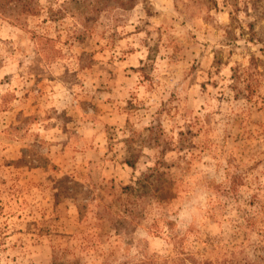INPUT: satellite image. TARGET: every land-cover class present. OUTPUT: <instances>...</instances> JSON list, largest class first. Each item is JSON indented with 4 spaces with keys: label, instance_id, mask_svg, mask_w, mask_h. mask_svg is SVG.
I'll return each mask as SVG.
<instances>
[{
    "label": "rangeland",
    "instance_id": "obj_1",
    "mask_svg": "<svg viewBox=\"0 0 264 264\" xmlns=\"http://www.w3.org/2000/svg\"><path fill=\"white\" fill-rule=\"evenodd\" d=\"M37 1L0 13V264H264V0Z\"/></svg>",
    "mask_w": 264,
    "mask_h": 264
},
{
    "label": "trees",
    "instance_id": "obj_2",
    "mask_svg": "<svg viewBox=\"0 0 264 264\" xmlns=\"http://www.w3.org/2000/svg\"><path fill=\"white\" fill-rule=\"evenodd\" d=\"M136 0H80V5L83 6H88L91 2H93L94 4L92 5L91 11H97L98 8L96 7L95 4L98 3H102V6H109V5H114V6H119L122 8H128L131 7L135 4ZM90 6V5H89ZM40 10V5L38 3L37 0H0V13H3L5 15H7L8 17H11L13 20L15 21H19L21 18H23V16H27V15H32V14H36L38 13ZM92 12L90 13L91 15H86V13L84 12H79L78 16L81 18V21L83 23V27L86 28V26H88V21L92 20L95 15L92 14ZM249 68H245L243 69V74L247 73V75H251V72L248 71ZM241 76V75H239ZM238 75H235V77L239 78ZM243 80L246 79V76L244 77H240ZM249 87V84L247 82L245 88L247 89ZM137 155H135L133 158H128L126 157L124 159V161L131 165L134 166V162L136 159ZM150 169H152V171L150 173H145L144 177L147 178L150 174H161L160 171H158L157 165L149 167ZM156 170V172L154 173V171ZM147 185L152 184L153 185V179H151V181L149 179H147ZM125 191H129V192H133L134 191V187L132 184H126L123 185L122 187ZM69 254L68 251H66V253H64L61 257H59V261L58 264H78V258L74 257V253L71 252V254L73 256L71 257H67ZM120 264H125V263H120Z\"/></svg>",
    "mask_w": 264,
    "mask_h": 264
}]
</instances>
